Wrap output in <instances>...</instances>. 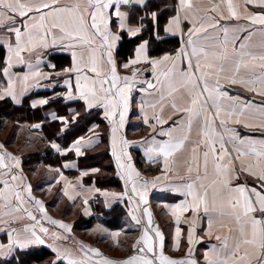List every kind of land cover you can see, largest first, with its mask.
Returning a JSON list of instances; mask_svg holds the SVG:
<instances>
[{"label":"snow or ice","instance_id":"obj_1","mask_svg":"<svg viewBox=\"0 0 264 264\" xmlns=\"http://www.w3.org/2000/svg\"><path fill=\"white\" fill-rule=\"evenodd\" d=\"M145 4L146 0H72L71 3L0 0V29L4 30L0 32V47L6 50L0 66L6 84H0V100L10 98L13 104L19 105L30 89L40 86L41 80L63 75L67 91L57 95H62L64 102H82L88 115L92 114V109L103 110V118L110 128L111 155L117 175L125 181L126 192L119 197L121 200L127 194V184L132 181L133 174L140 175L131 162L128 149L139 146L148 162L162 158L164 178L168 179L171 173L183 181L164 187L184 197L170 208L176 225L173 250L180 248L182 218L188 225V248L184 258L176 260L164 255V234L153 227L152 213L147 207L143 209L147 225L132 243V254L127 259H109L98 249L80 242H76L80 255L74 256L69 249L49 243V240H66L67 237L59 232L50 233L41 218L64 233H71V225L47 216L44 204L32 196L31 184L24 182L22 157L8 152L5 145L0 144V232L7 235V243H0V261L11 264L15 257L16 264H25L20 257L27 255L35 257L34 264H40L39 253L32 250L47 246L55 254L47 264H200L193 246L198 242L196 230L199 213L203 212L207 218L204 235L214 236L217 241V245L203 253L204 264H264V139L242 136L237 128L229 127L238 125L249 131L264 130V0H242V4L220 0V3L207 6L193 4L192 0H179L175 15L167 20L163 29L165 33L180 34L182 46L176 55L152 59L147 52L148 42L144 41L135 49V58L122 65L132 71L131 76L122 77L118 74L121 65L116 62L114 50L123 32L132 38L142 31L144 17L140 18V26H130L128 21L133 6L144 7ZM249 5L262 11L251 12ZM122 6H127L128 10L122 11ZM150 16L157 39H160L158 14L151 12ZM231 20L245 23L220 24V21ZM184 22L191 25L186 42ZM49 50L70 53L71 66L57 72L56 65L48 62L46 66L53 72H43V54ZM34 53L37 54L35 63L31 60ZM139 64L151 66L155 83L136 80L138 73L133 66ZM17 66L26 67V71L14 72ZM137 83H146L147 89L138 90L151 97L142 99L138 105L143 123L151 131L142 141H129L120 133L125 127L132 106L131 93ZM225 83L238 86L252 99L222 90ZM49 99L55 97L34 101L31 107H43ZM167 109L170 111L165 115ZM70 113L69 118L51 114L52 122L59 121L54 135H62L70 124L79 123L80 113L72 109ZM169 121V127L164 128ZM44 122H48L47 118ZM30 127L41 129L43 122ZM48 143L60 156L74 152L79 158L84 155V149L96 142L81 137L67 148L54 140ZM189 146L188 158L183 165H177L174 158ZM75 167L71 162L63 165L65 169ZM180 167L184 168L187 179L181 176ZM48 171L59 173L56 183L64 182L63 194L70 201L74 196L84 195L80 191L69 192V188L75 189V186L60 168L48 166ZM89 171L95 173L99 169L81 171L80 178ZM242 173L252 177L256 184L249 187L246 180L243 184H234V180L241 179ZM160 180L161 176H155L139 189L133 183L132 195L139 197V204L148 203L147 190L156 187ZM51 187L50 184L49 190ZM80 187L83 188V184ZM112 196L116 198L115 193ZM84 205L85 215H90L86 197ZM33 206L40 217L31 210ZM105 207H108L107 200ZM186 213H191V217L187 218ZM129 215L141 224L137 215L131 211ZM25 218L32 223L22 228L12 226ZM93 231L104 230L97 225ZM119 235L120 232L110 233L113 241Z\"/></svg>","mask_w":264,"mask_h":264},{"label":"crops","instance_id":"obj_2","mask_svg":"<svg viewBox=\"0 0 264 264\" xmlns=\"http://www.w3.org/2000/svg\"><path fill=\"white\" fill-rule=\"evenodd\" d=\"M149 0H146V4ZM62 3H71L72 0H61ZM179 3V0H175V6ZM193 4H201V5H210L212 3H220V0H192ZM233 3H241L242 0H233ZM145 4V5H146ZM142 9L143 7H140L139 5L133 6V9ZM122 11H126L127 6L121 7ZM241 12H243V8L240 9ZM249 11L259 13L262 10L258 8H253L251 5H249ZM175 15V13H174ZM172 15V16H174ZM171 16V17H172ZM169 17L168 19H170ZM149 18L151 16L149 15ZM113 21H115V16H113ZM129 25L130 26H140L139 21L132 22L129 18ZM167 22V21H166ZM237 23H245V21H220V24H228V25H235ZM166 24V23H165ZM162 27V35L163 37H178L181 40L180 34L177 33L175 35H172L171 33H165L164 32V26ZM183 31L185 33L184 40L186 42L187 40V34H188V28L191 27V25H188L187 22H184L182 24ZM259 27V26H256ZM115 30V29H114ZM143 31V28H142ZM142 31L136 36L139 37L142 34ZM211 31V29H209ZM0 32H4L3 29H0ZM127 38L132 39L136 37L130 38L127 34V32H123ZM154 34L156 35V31L154 29ZM193 39H196V37H193ZM258 39V37L256 38ZM12 41L14 42V35H12ZM121 39L117 42V47L114 50V56L116 59V62L118 65H121L118 68V74L120 76H131L132 71L130 69H126L122 67L124 63H126L130 58H135V49L137 46H135L132 56L129 57L126 60H120L117 57V50L119 48ZM180 46L171 53H166L167 55L175 56L177 51L181 48ZM190 51V49H189ZM147 52H148V44H147ZM63 54L68 56L69 58V66H71V55L67 51H56L53 52L52 50H49L48 53L43 54L44 58V64L41 65V69L43 72L51 73L53 72V69L48 68L46 65L48 62H51L49 60V57L53 54ZM163 54L158 57H150L152 59L163 57ZM6 55V50H5ZM26 59H28V55L24 54ZM37 54L34 53L31 57V60L33 63H35V58ZM53 63V62H51ZM195 63V61H193ZM184 67H186V63L184 64ZM66 68V67H65ZM133 68L137 71L138 75L136 77V80L138 81H144L149 80L155 83V79L152 76V69L150 65H144L139 64L133 66ZM14 72L22 73L23 71H26V67L23 66H17L13 69ZM56 71V70H55ZM62 71V70H60ZM57 71V72H60ZM1 79H2V72H1ZM73 86L75 84V77L73 74ZM64 76L56 77L55 75H52L50 79L47 80H41L40 86L37 88L30 89L22 98L21 103L26 98H30L29 100V106L31 107V104L34 101H38L40 99L44 98H52L55 97V99H49V103L43 107L38 106V109L44 108L46 106L51 105V103L56 101H63L62 95L58 96L57 94H63L67 91V86L63 83ZM3 84H6V81L2 79ZM1 82V84H2ZM138 89H147L146 83H137L134 87L132 93H131V109L128 115V118L125 122V127L120 133V135L124 138H126L129 141H142L145 138L149 136V132L151 131L148 129L144 123H143V116L139 111V102L142 99H151V97L147 96L146 93H143L139 91ZM222 90L228 91L231 95H236L239 93L242 97H245L247 99H252V96L246 92H244L242 89H240L238 86H232L228 84H223ZM148 91H152L148 89ZM11 101L10 98H6ZM1 101V100H0ZM64 102V101H63ZM256 102H260V98H256ZM12 103V101H11ZM66 104V107L60 108L59 110H48L49 116L54 112L56 115L69 118L71 113L70 109L75 110L77 112L81 111L83 114H87L84 111L82 102L72 101V102H64ZM13 104V103H12ZM16 105V104H14ZM167 111H170V109H167L165 112V115L167 114ZM63 112V113H59ZM91 112L98 113L99 119L102 123L98 124L96 122L92 123L88 128L85 134L78 136L77 138H83L84 140H93L96 143H94L91 147L84 149V155L77 158L74 152H68L66 156H60L58 153L55 152L54 149L51 148L50 144L47 142L48 147L52 150V153L57 158H60L59 160H56L55 164H48L46 166H43V169L46 170L48 173L53 174L56 179H59V173L56 172H50L48 171V166H51L52 168H60L63 172V175L67 178V180L71 181V183L75 186V189L69 188V192L73 193L75 191L83 192L84 195L82 196H74V200H69L67 196L63 194V187L64 182L61 181L60 183H57L61 187V193L65 198V202L68 204L69 207L73 208L76 206L79 202V209H78V222L83 223L80 226H77V228L80 231L86 230L85 233H89V239L85 240L83 238H79L76 235L70 236L68 233H64L63 231L60 232L61 235L66 236L69 239V242H65V240H58L56 242V246L60 248H67L69 249L74 256H79L80 253L78 252L77 243L80 242L85 245H90L96 249H98L104 257H107L112 260H122L127 259L128 256L132 254L131 245L132 243L139 238L143 228L147 225V219L143 217V209L147 207L150 212L152 213V224L153 227L159 228V230L164 234L165 243H164V249L163 253L165 256L171 258V259H182L185 256V253L187 251L188 245H187V229L188 225L183 222L184 218H182V222L180 224V228L182 229L181 233V243L179 251H175L174 249V241L173 237L175 234V222L170 214V208L174 207L177 203H180L184 197L178 193H173L170 190L165 189V185L168 184H180L183 181L179 179L177 176L172 175L171 173L168 174L169 178L165 179L164 174H162L161 169L163 167V159L160 158L157 161L148 162L146 157H144L143 149H141L137 145H133L128 149V152L132 158L131 162L137 172L140 173V175L137 177L133 174L132 181L127 184V194L124 196V199L121 200L119 197L123 194H125V181L120 179V176L117 175V167L115 160L113 156L111 155V145H110V128L108 121L103 118V110L102 109H92ZM149 115H151V110L149 109ZM171 121H169V124L163 125L164 128L169 127ZM74 123H72L73 125ZM105 127L106 136L103 134V127ZM97 126V127H94ZM229 127H235L239 131V133L242 136H249L252 139L255 140H262L264 139V130H246L242 126L238 125H229ZM41 129H36L35 132H40ZM34 133V132H33ZM35 134V133H34ZM155 135V133H153ZM69 142L67 145L62 146V137L59 138V140H54L57 144H59L62 148L69 147L74 140ZM195 138V136H193ZM157 139H167V137H157ZM52 141V140H50ZM229 145V149H230ZM190 153V146L189 149L185 152L178 153L176 155L175 162L177 165H183V162L188 158ZM235 155L234 153L232 154ZM87 156V157H86ZM22 157V156H21ZM51 162V161H50ZM71 162L75 163V168H63L64 163ZM22 167H23V158H22ZM26 167H23V170ZM91 169H99L98 172L92 173L89 171V174L84 176L82 179L80 178V172L84 170H91ZM147 169V170H146ZM237 170H239V167L237 165ZM107 172L111 173L113 175V178L117 179L119 182L115 186L116 188H100L97 184V177L100 172ZM180 174L181 176H185V171L183 167H180ZM155 176H161V180L157 182L156 187H149L147 190V204H139V197L132 195V185L133 183L136 184L137 188L139 189L141 185L144 184L145 181H151L153 177ZM185 179H187V176H185ZM245 180L247 182V185L249 187H252L256 184V181L252 177H247L246 174H241V179L239 181H233V183H245ZM79 181V182H78ZM55 180H52L47 185H54ZM80 184H83V188L80 187ZM89 189H95L93 191H88ZM107 192L109 195L105 197L102 195V193ZM116 194V198H113L112 194ZM85 197L88 199V205L87 207L90 210V215H85L84 212V199ZM129 197H131V201L129 200ZM107 200L108 207H105V201ZM139 205V208H138ZM70 208V209H71ZM132 212L133 214L137 215L138 218L141 219V224H137L135 221H133L132 217L129 215V212ZM100 217L101 219L97 220V217ZM185 216L187 218L191 217V213H186ZM200 221L197 226L196 230V239L197 243L194 244V256L196 259L199 260L200 264H204L203 261V253L211 246L217 245V241L215 240L214 236L212 238H209L208 236L204 235V232L207 230V218L204 216L203 212L199 213ZM98 217V218H99ZM100 225V228L104 231H96V236L94 233L90 234L91 230L97 226ZM79 231V232H80ZM120 232L121 235H119L115 241L111 239L110 233ZM75 234V232H73ZM154 235V234H153ZM100 236V237H99ZM46 239H48L46 237ZM67 240V239H66ZM43 248L48 249L51 251V249L47 246H41ZM159 250V249H158ZM52 252V251H51ZM53 253V252H52ZM54 254V253H53ZM55 256V254H54Z\"/></svg>","mask_w":264,"mask_h":264},{"label":"trees","instance_id":"obj_3","mask_svg":"<svg viewBox=\"0 0 264 264\" xmlns=\"http://www.w3.org/2000/svg\"><path fill=\"white\" fill-rule=\"evenodd\" d=\"M151 12H157L160 28L159 35L160 39H157V36L154 34V22L149 18ZM175 13V0H149L147 4L142 9L134 8L130 14V20L140 21L141 17H144L143 20V31L139 37L129 39L124 34L119 44L117 50V57L120 60H126L132 56L135 46H137L142 41L148 42V55L150 57H158L166 53L174 52L181 43V40L178 37H163L162 27L166 23L169 17ZM5 56V49L0 47V66H2L3 57ZM49 60L56 65L55 70L60 71L63 68L69 66V58L63 54H53L49 57ZM2 82L1 72H0V84ZM3 84V82H2ZM31 97L26 98L21 105H14L9 99L0 101V120H8L14 125H31L35 123L43 122V127L40 132H34L33 134L37 137L38 145H35V151L33 153L24 154L23 158V167H27V160H33L39 162L42 167L48 164H55L57 158L53 155L52 150L48 147L47 142L50 140H59L62 137V146L67 145L73 139L77 138L86 133L87 128L94 122L100 124L102 123L99 119V114L93 113L88 116H78L77 119L79 123L70 124L62 135H54L58 131L59 121L52 122L49 116L48 110H59L60 108L66 107V104L63 101H56L51 103V105L44 108H30L29 100ZM63 113V112H59ZM87 116V117H86ZM82 117V118H81ZM48 122H44L45 120ZM18 122V123H17ZM2 121L0 122V125ZM43 137V139H42ZM31 145L30 143H26ZM51 161V162H50ZM110 183V184H109ZM97 184L100 188L115 187L118 182L112 181L111 179H98ZM34 253H39L40 264H47L48 261L54 258V254L46 248L40 247L32 250ZM25 264H34L35 257H30L27 255H22L20 257ZM0 264H6L4 261H0ZM11 264H16L15 257L12 259Z\"/></svg>","mask_w":264,"mask_h":264},{"label":"rangeland","instance_id":"obj_4","mask_svg":"<svg viewBox=\"0 0 264 264\" xmlns=\"http://www.w3.org/2000/svg\"><path fill=\"white\" fill-rule=\"evenodd\" d=\"M81 116L85 114L79 111ZM90 116V115H88ZM87 117V116H86ZM2 124L0 125V144L5 145L6 150L14 155L23 156L24 154L33 153L35 151V145L37 143V137L33 134L36 129H32L30 125H14L8 120H0ZM32 125V124H31ZM102 126V125H101ZM103 127V126H102ZM103 134L106 136L105 127H103ZM26 143H30L31 145H27ZM87 157V156H86ZM28 165L23 170L24 176L26 177L25 183L31 184L32 186V196L35 199L41 200V202L45 206V210L47 216L54 220H59L65 224L71 225V233H68L70 236H77L79 238H83L85 240L89 239V233H85L86 230L80 231L77 226L82 225L83 223L78 222V209L80 202L74 206L73 208L69 207L65 202V198L61 193V187L56 183V177L48 173L43 169L42 165L39 162L33 160H27ZM147 170V169H146ZM98 179H111L113 182H119L117 179L113 178L111 173L100 172L98 174ZM52 180H55L54 185H52L49 190V185H47ZM110 184V183H109ZM112 188V187H109ZM116 188V187H114ZM26 207H30L29 205H25ZM71 208V209H70ZM33 213L40 217V213L33 207H31ZM99 217V216H98ZM97 220L101 219L100 217ZM42 219V224L45 227L49 228L51 232H61L63 230L56 228L54 225L48 224L46 220ZM32 222L28 221L26 218L13 224L12 226L15 228H22L24 226L30 225ZM95 226L93 229H96ZM91 230L90 234L94 233L96 236V231ZM80 231V232H79ZM75 232V234L73 233ZM67 234V233H66ZM100 237V236H99ZM64 241V240H63ZM65 242H69V239L65 240ZM0 243H7V235L5 232H0ZM49 243H53L56 245V242L53 240H49Z\"/></svg>","mask_w":264,"mask_h":264}]
</instances>
